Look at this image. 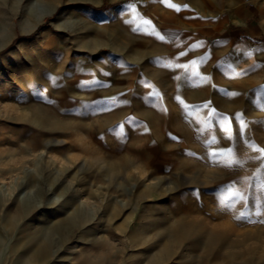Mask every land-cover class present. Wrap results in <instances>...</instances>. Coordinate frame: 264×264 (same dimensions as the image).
<instances>
[{
    "label": "rangeland",
    "instance_id": "1",
    "mask_svg": "<svg viewBox=\"0 0 264 264\" xmlns=\"http://www.w3.org/2000/svg\"><path fill=\"white\" fill-rule=\"evenodd\" d=\"M4 2L0 264H264V0Z\"/></svg>",
    "mask_w": 264,
    "mask_h": 264
},
{
    "label": "bare ground",
    "instance_id": "2",
    "mask_svg": "<svg viewBox=\"0 0 264 264\" xmlns=\"http://www.w3.org/2000/svg\"><path fill=\"white\" fill-rule=\"evenodd\" d=\"M3 6H1V9H0V13H2V14H9L10 13V9L12 8V5H11V3H8V2H4L3 4H2ZM36 10V9H35ZM116 8H114V9H112L111 10V15L112 14H114V13H116ZM19 14V13H18ZM11 16V15H10ZM41 17V16H40ZM11 20L13 19V16H11V18H10ZM0 22H1V20H0ZM22 26V25H21ZM23 28V27H22ZM186 28V27H185ZM172 53V52H171ZM5 62V61H4ZM4 62H2L1 63V67H4L5 66V63ZM124 86V85H123ZM83 98H85V96L83 97ZM263 114V113H262ZM71 131H74V130H71ZM79 132V131H78ZM186 132V131H185ZM189 132V134H190V131H188ZM77 133V132H76ZM77 134H80V133H77ZM188 134V133H187ZM73 135H76V134H73ZM72 135V136H73ZM78 136V135H77ZM76 136V137H77ZM192 136V135H191ZM226 136H228V135H226ZM90 137V136H89ZM186 137H187V135H186ZM191 138V137H190ZM190 138H189V140H190ZM193 139V138H192ZM61 140V139H60ZM70 140H71V138H70ZM69 140V141H70ZM191 141V140H190ZM189 141V142H190ZM71 142V141H70ZM69 142V143H70ZM62 143V142H61ZM63 143H66V142H63ZM62 143V144H63ZM73 143V142H72ZM71 143V144H72ZM191 143V142H190ZM50 144H51V141H50ZM49 144V145H50ZM187 144H189V143H187ZM230 144V143H229ZM228 144V145H229ZM61 145V144H60ZM98 145V144H97ZM190 145H193V146H195L194 144H190ZM100 146V145H99ZM178 147V146H177ZM190 147H192V146H190ZM195 148V147H194ZM199 149V148H198ZM200 149H202V148H200ZM94 150V149H93ZM188 151V150H187ZM38 152V151H37ZM106 152V151H105ZM46 153V152H45ZM203 154V153H202ZM184 155V154H183ZM201 155V154H200ZM232 156V155H231ZM236 156V155H235ZM181 157V156H180ZM237 157V156H236ZM186 161V160H185ZM194 161H196V160H194ZM198 163V162H197ZM187 164H189L188 162H187ZM190 165V164H189ZM39 170H40V168H39ZM232 170V169H231ZM227 173H229V172H227ZM238 173V172H237ZM43 174V173H42ZM230 174V173H229ZM250 174H251V172H249L248 174H247V176H250ZM41 175V174H40ZM232 175V174H231ZM39 176V175H38ZM187 175H185V177H186ZM239 176V175H238ZM241 178H242V181L244 182L245 181V179L243 178V176H242V174H241ZM248 178V177H247ZM41 179V178H40ZM34 180V179H33ZM246 180H249V179H246ZM142 181V180H141ZM35 183H36V181H35ZM139 183H140V181H139ZM39 184H40V182H39ZM137 185H138V183H137ZM37 186V185H36ZM39 186V185H38ZM41 186V185H40ZM136 186V185H135ZM42 187V186H41ZM24 208V207H23ZM82 209V208H81ZM151 209V208H150ZM35 211V210H34ZM82 211V210H81ZM150 211V210H149ZM23 212H25V210L23 211ZM76 212V211H75ZM84 212V211H83ZM84 219H86L85 218V215H83L82 213H77V214H75V216H73V217H71V218H69L68 219V221L65 223V224H63V225H61V226H58L56 229H55V231L54 232H50V233H46V237H45V239L44 238H42V239H40V238H37V239H35L34 241V243L32 244L33 245V248H35L36 249V251H34V253L33 254H31V255H29V253H26V254H23V256L27 259V261H28V259L32 262V263H36V264H42V263H44L45 261H47L48 260V258L50 257V255L53 253V251H52V248H53V245H54V240H53V233L54 234H59L60 235V239H61V241H63L64 243H67V242H69V232H71V231H73L74 230V228H76L78 225H80V223L81 222H83L84 221ZM89 219V218H88ZM67 231V232H66ZM76 232V231H75ZM45 236V235H44ZM73 236V235H72ZM62 242V243H63ZM76 248V247H75ZM78 249V248H77ZM76 250V249H75ZM74 250V251H75ZM76 252V251H75ZM75 252H73L74 254H75ZM72 253V254H73Z\"/></svg>",
    "mask_w": 264,
    "mask_h": 264
},
{
    "label": "snow or ice",
    "instance_id": "3",
    "mask_svg": "<svg viewBox=\"0 0 264 264\" xmlns=\"http://www.w3.org/2000/svg\"><path fill=\"white\" fill-rule=\"evenodd\" d=\"M169 7H172V5L169 4ZM177 11H179V9H177ZM160 39L163 40L164 37L160 36ZM184 67H187L186 65ZM241 135H243V130L241 129ZM213 155H216L215 153H213Z\"/></svg>",
    "mask_w": 264,
    "mask_h": 264
}]
</instances>
